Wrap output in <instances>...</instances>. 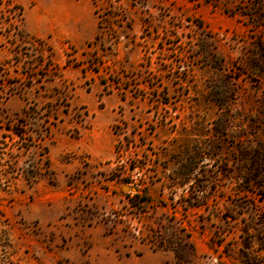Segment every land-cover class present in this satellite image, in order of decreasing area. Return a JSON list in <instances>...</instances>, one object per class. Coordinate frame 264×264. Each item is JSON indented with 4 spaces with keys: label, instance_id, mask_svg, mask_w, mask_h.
I'll list each match as a JSON object with an SVG mask.
<instances>
[{
    "label": "rangeland",
    "instance_id": "rangeland-1",
    "mask_svg": "<svg viewBox=\"0 0 264 264\" xmlns=\"http://www.w3.org/2000/svg\"><path fill=\"white\" fill-rule=\"evenodd\" d=\"M0 264H264V0H0Z\"/></svg>",
    "mask_w": 264,
    "mask_h": 264
},
{
    "label": "crops",
    "instance_id": "crops-1",
    "mask_svg": "<svg viewBox=\"0 0 264 264\" xmlns=\"http://www.w3.org/2000/svg\"><path fill=\"white\" fill-rule=\"evenodd\" d=\"M59 22H60V26L58 29L60 30V32H64L66 36L73 38L74 36H78V32H82V27H81L82 19L80 17L77 16L72 17L69 14L68 16L60 17Z\"/></svg>",
    "mask_w": 264,
    "mask_h": 264
},
{
    "label": "trees",
    "instance_id": "trees-1",
    "mask_svg": "<svg viewBox=\"0 0 264 264\" xmlns=\"http://www.w3.org/2000/svg\"><path fill=\"white\" fill-rule=\"evenodd\" d=\"M98 36V35H97ZM96 36V37H97ZM71 63V61H70V59H68L67 61H66V64L67 65H69ZM84 72V71H83ZM85 73V72H84ZM102 83L105 85L106 84V82H104L103 80H102ZM123 99V98H122ZM19 135V134H18ZM74 138H78V136H79V133H78V131H76L75 132V134L74 135H72ZM124 144H123V141H118V143L116 144V152H118V153H120V150L122 149V146H123ZM119 177H117V179H118ZM127 184H131L132 182L129 180V179H123ZM139 196L138 195H135V198L133 199H130L131 201H133V200H135V199H137ZM147 202H149V199L148 198H145V197H142V200H141V203L142 204H145V203H147Z\"/></svg>",
    "mask_w": 264,
    "mask_h": 264
}]
</instances>
